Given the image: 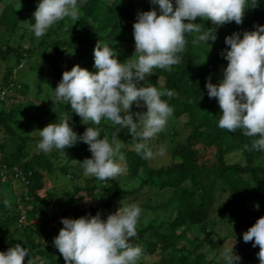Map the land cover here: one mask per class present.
I'll use <instances>...</instances> for the list:
<instances>
[{
    "label": "trees",
    "instance_id": "obj_1",
    "mask_svg": "<svg viewBox=\"0 0 264 264\" xmlns=\"http://www.w3.org/2000/svg\"><path fill=\"white\" fill-rule=\"evenodd\" d=\"M38 2L0 0V251L21 243L30 250L36 264H65L53 245L58 234L52 232L50 222L95 215L98 210L106 219L103 209L123 196H131L142 212L164 213L137 225V236L132 240L144 249L142 257L159 255L160 264H214L205 246L218 219L247 231L264 217V151H250L252 138L239 130L232 133L218 127L221 110L216 98H209L205 83L209 76L217 83L215 77L227 66L221 55L228 47L225 36L264 24V0H258L257 5L249 3L242 25L233 21L217 28L214 43L194 44L198 33L186 34L182 62L171 70L154 68L141 82L157 87L173 109L165 129L149 142L154 148L169 143L165 158L142 159L127 129L118 131L119 126L107 119L102 121L103 135L110 141L116 135L118 157L123 156L120 163L126 168L123 174L104 181L82 176L79 161L92 155L83 142L66 150L31 152L29 146L33 141L38 143L40 137L27 134L25 126L43 128L70 115L78 134L92 125L71 114L70 106L52 102L53 98H47L33 116L26 118L24 110L34 101L29 96V74H24L32 63L31 71L44 69L51 80L48 83L57 86L63 72L76 64L96 72L93 50L98 40L112 45L120 62L135 60L136 14L153 5L150 0H77L76 19L58 21L38 38L31 30ZM194 23H199L203 31L215 27L211 20L199 17ZM36 78L41 85L45 77L37 74ZM169 91L173 93L170 97L166 95ZM132 110L146 108L133 105ZM49 176L72 177L73 185L46 190L45 179ZM82 178L83 182H77ZM15 181L24 186L19 196L14 192ZM107 183L117 188L107 204L83 208L85 196L81 192L98 199L97 192ZM146 188L152 192L144 193ZM157 195L165 198L156 201ZM194 230L198 234L191 237L189 233ZM252 245L246 242L243 249L253 257V264H259L260 248ZM29 258L25 257L24 264Z\"/></svg>",
    "mask_w": 264,
    "mask_h": 264
},
{
    "label": "clouds",
    "instance_id": "obj_2",
    "mask_svg": "<svg viewBox=\"0 0 264 264\" xmlns=\"http://www.w3.org/2000/svg\"><path fill=\"white\" fill-rule=\"evenodd\" d=\"M153 7L138 11L133 24L136 59L125 62L119 53L104 40H98L94 50V67L90 72L79 64L64 71L54 89L55 103L71 108L88 124L82 134L74 131L72 117L49 123L39 130L37 148L43 152L66 150L80 142L88 145L91 157L79 161L83 175L104 181L123 174L120 163V144L116 135L111 141L103 135L102 121L107 119L127 129L132 136L134 150L142 159L152 161L167 156L164 146L153 147L150 141L162 132L172 115V107L162 99L154 85L141 84L154 68L171 70L182 62L186 49V34L198 33L193 43L217 40L216 29L225 23L242 25L248 5L258 0H150ZM79 13L77 0H39L33 13L31 30L43 37L58 21L76 19ZM211 20L214 28L203 31L197 18ZM187 21V22H185ZM221 55L227 61L222 78L217 83L209 76L205 87L209 98H216L220 107L218 127L252 138L249 150L264 151V24L252 30L233 32L224 38ZM169 97L173 95L167 92ZM137 109L146 111H133ZM259 134V135H257ZM245 147H249L246 145ZM142 214L139 204L121 206L106 219L98 210L79 218L62 217L63 227L53 239V245L62 254L65 264H137L144 254L139 244L133 243ZM25 220V217H24ZM244 242L259 246V264H264V217L243 233ZM236 242V241H235ZM234 243L223 251L225 264H241V256L234 252ZM36 264L30 250L16 243L0 251V264Z\"/></svg>",
    "mask_w": 264,
    "mask_h": 264
},
{
    "label": "rangeland",
    "instance_id": "obj_3",
    "mask_svg": "<svg viewBox=\"0 0 264 264\" xmlns=\"http://www.w3.org/2000/svg\"><path fill=\"white\" fill-rule=\"evenodd\" d=\"M218 36V35H217ZM218 39V38H217ZM217 41V40H216ZM212 42V41H211ZM39 64H37L36 68L39 67ZM32 63H29L27 66L28 72L25 73V77H27L26 74H29L27 78H29L32 89H31V94L30 99L31 101H34V104H31L30 106L29 103L27 104V107L24 110V115L26 118H30L33 116L35 113L36 109L41 106L44 101L47 98H53L54 97V89L56 88V85L49 84L51 83V80L48 76L45 75V70L42 69L41 71L34 72L31 71ZM45 67V66H44ZM223 66V68H225ZM223 68L222 72L215 77L216 80H219L222 78L223 75ZM37 74H42L45 78H43V82L40 85L39 79H37ZM46 78L48 79L46 81ZM49 82V83H48ZM42 128V127H41ZM38 126L30 127V126H25L24 130L27 134L32 135L34 137H38V132L41 130ZM43 129V128H42ZM160 146V145H159ZM162 146L166 147L167 149H170L169 143H166L165 145L163 144ZM29 149L31 152H38L39 149L37 148V142L33 141L32 144L29 146ZM234 160H237V158H234ZM85 177L84 175H82ZM69 178V177H68ZM72 177L69 179L63 177V176H49L45 179V189L46 190H53L57 189L58 190H63L66 185L72 184L71 182ZM83 179L78 180L77 182H83ZM123 185V182L120 183ZM14 187V192L17 196L20 195V193L23 191L24 186L20 184V182L15 181L13 183ZM117 190L116 187L109 186L108 183L103 186L97 193H98V199L93 198L91 196H88L86 192H81V195L85 196V199L82 201V207L89 209L91 206H96L97 204H107L109 201L110 196ZM146 192H152L151 189H144V193ZM165 197H162L160 195H157L154 199L156 201L162 200ZM133 197L131 196H123L122 198L114 201V203L106 208V210L103 209L104 216H108L111 213H115L118 211V209L122 206H127L130 203H133L132 201ZM158 216H164V213L162 211L160 212H155V211H148V212H142L141 217L139 218L138 224L140 225L141 223H147L151 220H155ZM163 218V217H162ZM36 221V219L34 220ZM50 227L53 228L52 232L55 234L59 233V230L63 227V224L61 223V219L59 221H51L50 222ZM244 229L240 228L237 226L235 223L229 222L227 220H222L218 219L217 224L215 227H213L212 231L209 233L208 241L205 246V250L207 251V255L209 259H212L214 261V264H225L224 259H223V251L224 248L228 246L229 243H234V252L239 254L242 258L241 264H253L252 258L248 254L247 249H243V246H245L246 242L243 241V233ZM198 234L197 230H194L193 232H190L189 235L193 237L194 235ZM250 255H252L250 253ZM215 259V260H214ZM161 257L155 256V257H142L139 258L137 261V264H160Z\"/></svg>",
    "mask_w": 264,
    "mask_h": 264
},
{
    "label": "built area",
    "instance_id": "obj_4",
    "mask_svg": "<svg viewBox=\"0 0 264 264\" xmlns=\"http://www.w3.org/2000/svg\"><path fill=\"white\" fill-rule=\"evenodd\" d=\"M2 96H3V95H2ZM2 96H0V100H1Z\"/></svg>",
    "mask_w": 264,
    "mask_h": 264
}]
</instances>
